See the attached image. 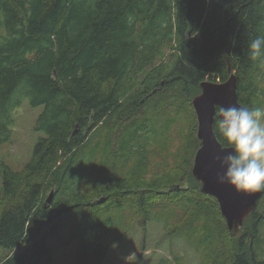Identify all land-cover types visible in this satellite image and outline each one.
<instances>
[{
    "label": "trees",
    "instance_id": "obj_1",
    "mask_svg": "<svg viewBox=\"0 0 264 264\" xmlns=\"http://www.w3.org/2000/svg\"><path fill=\"white\" fill-rule=\"evenodd\" d=\"M258 35L264 0H0V145L24 98L44 106L35 129L45 133L22 170L2 169L0 248L22 253L0 264H52L46 239L68 225L74 264H103L116 217L120 234L138 218L161 222L200 264H264V191L230 236L191 172L201 82H224L230 68L239 103L259 107L264 57L248 54ZM153 156L165 168L148 175ZM185 177L182 192L174 183Z\"/></svg>",
    "mask_w": 264,
    "mask_h": 264
},
{
    "label": "rangeland",
    "instance_id": "obj_2",
    "mask_svg": "<svg viewBox=\"0 0 264 264\" xmlns=\"http://www.w3.org/2000/svg\"><path fill=\"white\" fill-rule=\"evenodd\" d=\"M256 82V95L259 103H262L261 105L259 103L257 105L263 107L264 64L258 72ZM43 109V105L32 107L29 104V100L24 98L21 105L10 110L9 118L12 122L9 129L12 131L11 138L0 145V194L2 188V169L8 167L15 172L22 170L25 163L30 159L39 138L45 136L43 131L35 129L36 121ZM159 118L162 120L161 117ZM154 148L158 147L154 145ZM136 161L140 162L141 160L138 158ZM145 162L148 164V175H151L152 171H162L165 168H162L160 158L155 156L152 157V164L149 157L145 159ZM131 176H133V173H127V177ZM189 182L187 177L180 178L179 182L177 180L174 183V187L180 189L182 192L184 190L187 191ZM53 190H51L52 193ZM50 193L47 194V198ZM49 202L45 203L48 204ZM263 210L264 202L261 203V208L258 212L262 213ZM126 225L125 219H122V217L113 218V227L108 238L110 240L115 239L113 245H116V247L113 248L112 245L109 248L108 255L103 264H124V257L131 252L136 253L138 264H200L199 254L185 240L172 237L166 233L164 225L161 222L151 220L143 225L138 218L130 222L129 228L120 234ZM245 231H247V228L243 227L242 232L239 234ZM70 237L71 229L70 225H68L59 236H49L46 239V245L53 257L52 264H74L78 240L70 241ZM258 240H256V244H260L257 246L261 249H258L260 251L259 256L260 259H264V228L261 230ZM247 242L251 243V240L248 239ZM225 247L228 248V245L226 244ZM21 253V248H17L15 251H7L0 248V259L4 258L7 254L18 256ZM210 258L213 259L214 257ZM209 264H212L210 260Z\"/></svg>",
    "mask_w": 264,
    "mask_h": 264
},
{
    "label": "water",
    "instance_id": "obj_3",
    "mask_svg": "<svg viewBox=\"0 0 264 264\" xmlns=\"http://www.w3.org/2000/svg\"><path fill=\"white\" fill-rule=\"evenodd\" d=\"M224 82L203 81L201 92L192 99V106L197 119V139L200 147L195 153L191 169L194 179L200 184L203 194L214 197L225 219L230 236H235L247 218L257 207L263 191L238 194L227 184L217 183V176L222 174L217 157H223L230 149L222 146L213 130V121L218 106H243L238 101L237 78L231 72ZM75 127L72 135L77 132ZM52 191L46 202L51 201Z\"/></svg>",
    "mask_w": 264,
    "mask_h": 264
},
{
    "label": "clouds",
    "instance_id": "obj_4",
    "mask_svg": "<svg viewBox=\"0 0 264 264\" xmlns=\"http://www.w3.org/2000/svg\"><path fill=\"white\" fill-rule=\"evenodd\" d=\"M248 54L253 61L264 57V35L250 41ZM213 130L230 149L217 157L223 170L217 183L227 184L238 194L264 191V107L218 106ZM124 264H138L136 253L124 257Z\"/></svg>",
    "mask_w": 264,
    "mask_h": 264
},
{
    "label": "bare ground",
    "instance_id": "obj_5",
    "mask_svg": "<svg viewBox=\"0 0 264 264\" xmlns=\"http://www.w3.org/2000/svg\"><path fill=\"white\" fill-rule=\"evenodd\" d=\"M144 164V163H143ZM148 166V165H147ZM130 167V166H129ZM129 171V170H128Z\"/></svg>",
    "mask_w": 264,
    "mask_h": 264
},
{
    "label": "flooded vegetation",
    "instance_id": "obj_6",
    "mask_svg": "<svg viewBox=\"0 0 264 264\" xmlns=\"http://www.w3.org/2000/svg\"><path fill=\"white\" fill-rule=\"evenodd\" d=\"M250 216V215H249Z\"/></svg>",
    "mask_w": 264,
    "mask_h": 264
}]
</instances>
